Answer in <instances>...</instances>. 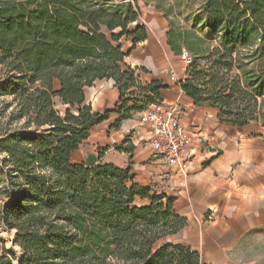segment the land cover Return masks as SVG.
Returning <instances> with one entry per match:
<instances>
[{
  "label": "trees",
  "instance_id": "obj_1",
  "mask_svg": "<svg viewBox=\"0 0 264 264\" xmlns=\"http://www.w3.org/2000/svg\"><path fill=\"white\" fill-rule=\"evenodd\" d=\"M174 3L156 6L168 46L188 53L189 67L208 63L179 83L182 93L215 108L221 122L264 127V0ZM139 17L136 0H0V98L9 99L0 108V228L15 231L19 264H204L170 240L186 219L172 198L134 182L131 163L71 162L110 114L85 105L95 81L112 80L119 92L115 125L159 101L158 82L142 86L122 66L119 40L146 39L144 26L127 31ZM57 102L67 108L58 111ZM15 259L0 236V264Z\"/></svg>",
  "mask_w": 264,
  "mask_h": 264
},
{
  "label": "crops",
  "instance_id": "obj_2",
  "mask_svg": "<svg viewBox=\"0 0 264 264\" xmlns=\"http://www.w3.org/2000/svg\"><path fill=\"white\" fill-rule=\"evenodd\" d=\"M138 7L140 17L127 31L144 26L146 39L135 46L132 38L119 40L127 54L122 66L133 69L142 86L153 82L162 86L159 101L148 107L161 104L176 109V118L190 139L186 168L181 172L152 154L138 128L148 107L115 125L120 96L112 80L95 81L84 89L85 105L92 113L110 114L90 130L71 161L82 164L93 153L97 164L122 168L131 163L136 184L173 199L174 211L187 225L171 239L198 253L202 263L264 264V127L221 122L215 108L196 106L186 97L179 86L185 67L168 46L167 21L153 6ZM171 75L176 81H171ZM58 86L54 82V88ZM57 106L60 112L67 108L59 102ZM116 147L131 148V155Z\"/></svg>",
  "mask_w": 264,
  "mask_h": 264
},
{
  "label": "built area",
  "instance_id": "obj_3",
  "mask_svg": "<svg viewBox=\"0 0 264 264\" xmlns=\"http://www.w3.org/2000/svg\"><path fill=\"white\" fill-rule=\"evenodd\" d=\"M179 59L185 68L191 65L188 53L182 52ZM170 78L176 81L174 75ZM138 128L145 133V142L152 154L160 156L168 166L181 172L185 170L190 139L176 118V109L154 104L143 111Z\"/></svg>",
  "mask_w": 264,
  "mask_h": 264
},
{
  "label": "rangeland",
  "instance_id": "obj_4",
  "mask_svg": "<svg viewBox=\"0 0 264 264\" xmlns=\"http://www.w3.org/2000/svg\"><path fill=\"white\" fill-rule=\"evenodd\" d=\"M136 1L138 2L140 7H143L144 5L153 6L155 9H156V6H158V5L161 6V8H163V9H166L169 5H172L173 7H175V3H174L175 0H136ZM172 18H173V20L180 22L181 25L186 26L187 28L190 27L189 23L184 22L182 20V17H177V18L172 17ZM196 31H198L200 36H203L206 39H210L212 41V44H215V42H214L215 37L214 36L210 35L208 32L202 33L201 30L198 28L196 29ZM180 66L182 67L181 63H180ZM206 68H208V63H206V61L201 60V61L194 62L191 67L185 68V78L190 79L194 76V74H196L197 71L200 74V72L205 71ZM198 76H199V80H202L204 78V73L202 75H198ZM5 100H9V99L0 98V108L2 107V101H5ZM56 109L58 111L62 110L60 106H56ZM3 122H4V119H2V117H0V126L3 124ZM0 236H1V239L3 241L5 249L7 251H9L10 253L13 251L16 252V259L13 260V264H19L21 253L19 252V249L15 245V241H16L15 231H5L4 229L0 228ZM170 240L172 242L174 241L173 239H170ZM239 257H242V255L240 256V254H239ZM241 262H243V261H241ZM235 264H242V263L236 261Z\"/></svg>",
  "mask_w": 264,
  "mask_h": 264
},
{
  "label": "water",
  "instance_id": "obj_5",
  "mask_svg": "<svg viewBox=\"0 0 264 264\" xmlns=\"http://www.w3.org/2000/svg\"><path fill=\"white\" fill-rule=\"evenodd\" d=\"M97 160H98V157L95 154L89 153L87 154L84 160V163L87 167H92V166L97 165Z\"/></svg>",
  "mask_w": 264,
  "mask_h": 264
}]
</instances>
